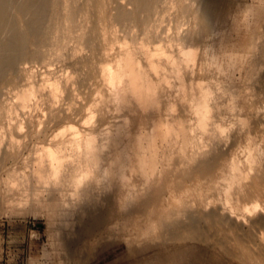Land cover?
I'll use <instances>...</instances> for the list:
<instances>
[{"label":"rangeland","instance_id":"rangeland-1","mask_svg":"<svg viewBox=\"0 0 264 264\" xmlns=\"http://www.w3.org/2000/svg\"><path fill=\"white\" fill-rule=\"evenodd\" d=\"M17 1L22 8L27 0ZM28 45L1 82L0 264H264V217L254 219L264 211V0H159L150 10L135 9L133 0H49ZM155 46L178 58L180 46L192 48L196 59L177 72L164 53L151 55L164 62L154 77L165 75L168 83L160 109L137 117L134 103L116 99L107 70L125 49L146 62ZM31 87L36 95L25 106L18 94ZM203 92L211 113L202 129L195 107ZM159 120H182L187 129L184 150L183 132L158 140L165 146L160 150L176 156L173 177L190 156L209 152L206 169L191 176L183 169L178 185L145 210L116 206L113 228L84 231L78 216L87 199L76 193L74 180L85 162L69 143L74 132L92 130L105 142L118 130H149ZM56 139L68 144L60 151L66 164L56 175L45 160L42 179L38 148ZM234 158L246 175L226 204ZM133 178L145 190L140 175ZM251 202L260 204L236 208ZM221 204L233 206L234 214L245 211L244 226L223 219L207 226L201 210Z\"/></svg>","mask_w":264,"mask_h":264},{"label":"bare ground","instance_id":"bare-ground-1","mask_svg":"<svg viewBox=\"0 0 264 264\" xmlns=\"http://www.w3.org/2000/svg\"><path fill=\"white\" fill-rule=\"evenodd\" d=\"M158 2L159 0H133L135 9L137 10H150ZM48 6L49 0H27L22 8L19 7L17 0H0V90L5 74L14 68V66H17L20 57L30 48L28 45L29 36L40 28L43 19L47 15ZM118 11L122 17L124 12L122 10ZM143 18L145 20V17ZM161 49L159 46H155V50L153 51L146 49L148 59L146 62H143L136 55L134 49L127 48L122 51L121 55L115 60V63L107 70L108 80L114 86L116 99L131 108H133L132 103H134L135 108L140 110L137 117L143 115L148 110L160 109L163 95V81L167 82V76L165 75L157 74L158 76L154 77L153 72L162 66L164 62L156 60L151 55L164 53L167 55L166 61L177 72L180 70L182 63L185 62L187 64L190 60L196 59V57L193 58L196 50L192 48L180 46L178 50L179 54H182V58H178L174 54ZM181 84L185 88L183 80H181ZM33 95H36L35 87L24 89L18 94V97L22 99L21 103L25 105L26 100ZM196 106L195 108L197 109L195 110L197 112L195 110L194 112L195 114L199 113L197 125H200L199 127L203 129V125H207L206 121L209 120L207 119L209 118L208 111L210 110L209 115L211 113L206 99V92L201 94V100ZM176 121V125L169 122L166 123L163 120L153 121L149 130L139 128L136 131H125L123 134L121 130H118L117 135L105 136L106 143L97 140L98 136L92 130L86 133H84L85 131L74 132L69 143L79 151V160L85 162V165L74 180L76 193L84 195V198L87 199V202L84 204L85 206L78 216L81 222L80 228H85L84 231L92 232L100 228H113L110 215L114 213L117 207L122 212L126 210H145L151 204L158 201L162 193L170 185H178V178L182 176L183 169L190 176L196 170L206 169L204 163L206 162L205 159L210 155L208 154L209 152H204L197 159L190 156L193 158V161L189 165L179 169L175 174L176 177H173L171 174V162L175 161L176 156H174V153L168 152V150H160L162 147L165 148V146H159L158 140L162 138L160 139L162 143L164 138L166 141L170 138V134L183 132L184 140L181 146H179L181 150L185 149V144L189 142L186 125L182 120L177 121L178 123ZM175 139H177L176 136ZM55 141L58 142L51 141L38 148L41 153L36 159V172L42 179L48 176V172L44 169L45 167L43 168L45 160H48L52 171L56 175L66 164V153H61L60 151H63L68 144L62 145V141L57 139ZM106 147H110V149L106 150ZM105 151H109L111 154L107 159L103 156ZM251 153V157L248 156L250 162L254 159ZM197 160L201 163L198 167L196 166L197 164L194 165ZM252 163L254 164V162ZM230 166L232 173L227 178V183L224 186L226 204L230 200L233 187L235 185H238L239 188L240 186L241 188L244 186L241 183V179L246 175V173L243 174V172L239 171V163L236 158L232 160ZM135 173L136 175H140V180L145 184V190L142 192L136 188L137 181L133 178ZM54 189L51 190L52 194H55ZM226 204L217 205L209 211L201 210L204 211L202 212L203 217L210 218V220L206 221L207 226L210 227L212 225V220L219 221L220 219L235 222L239 228L244 226L245 211L240 212L238 210L237 214H234L233 206H227ZM258 204L260 203L256 202V204L252 203V205L250 204L251 206H248L236 203V208L243 210L244 207H247V209L255 210ZM263 213L264 211L260 212L259 216L254 218L255 221L260 220L262 216L264 217ZM191 227L198 228L195 225Z\"/></svg>","mask_w":264,"mask_h":264}]
</instances>
